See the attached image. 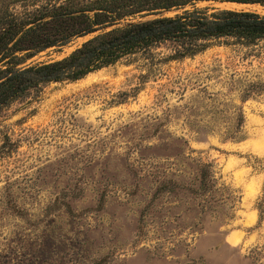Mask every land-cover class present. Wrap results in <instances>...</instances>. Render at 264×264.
<instances>
[{
    "label": "rangeland",
    "instance_id": "rangeland-1",
    "mask_svg": "<svg viewBox=\"0 0 264 264\" xmlns=\"http://www.w3.org/2000/svg\"><path fill=\"white\" fill-rule=\"evenodd\" d=\"M259 7L200 1L167 15ZM173 53L164 43L1 110L0 264H264V87L250 89L264 85V40Z\"/></svg>",
    "mask_w": 264,
    "mask_h": 264
},
{
    "label": "trees",
    "instance_id": "trees-1",
    "mask_svg": "<svg viewBox=\"0 0 264 264\" xmlns=\"http://www.w3.org/2000/svg\"><path fill=\"white\" fill-rule=\"evenodd\" d=\"M45 1L21 15L0 8V112L30 90L48 83L75 82L138 53L151 54L164 43L173 45L170 58L178 60L204 51L208 42L221 38L248 46L264 40V15L256 12L217 9L209 13L193 8L167 15L200 1L264 8V0ZM88 35L92 36L60 60L21 66L40 52ZM262 87L263 83L250 85L256 92ZM242 123L243 115L237 131L227 133L230 139L240 132Z\"/></svg>",
    "mask_w": 264,
    "mask_h": 264
},
{
    "label": "bare ground",
    "instance_id": "bare-ground-1",
    "mask_svg": "<svg viewBox=\"0 0 264 264\" xmlns=\"http://www.w3.org/2000/svg\"><path fill=\"white\" fill-rule=\"evenodd\" d=\"M227 5H229L231 7V9H234V8H246V7H249V6H253V5H243V4H235V3H227ZM261 8V7H259ZM263 11H264V8H263Z\"/></svg>",
    "mask_w": 264,
    "mask_h": 264
}]
</instances>
